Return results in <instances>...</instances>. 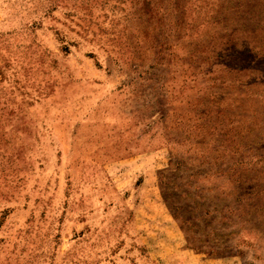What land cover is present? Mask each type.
Returning a JSON list of instances; mask_svg holds the SVG:
<instances>
[{
  "label": "rangeland",
  "instance_id": "obj_1",
  "mask_svg": "<svg viewBox=\"0 0 264 264\" xmlns=\"http://www.w3.org/2000/svg\"><path fill=\"white\" fill-rule=\"evenodd\" d=\"M0 264H264V0H0Z\"/></svg>",
  "mask_w": 264,
  "mask_h": 264
}]
</instances>
